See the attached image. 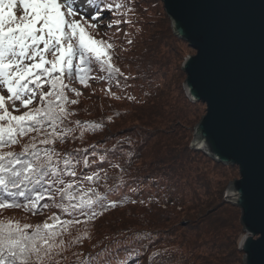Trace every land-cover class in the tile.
I'll list each match as a JSON object with an SVG mask.
<instances>
[{
    "label": "trees",
    "instance_id": "16d2710c",
    "mask_svg": "<svg viewBox=\"0 0 264 264\" xmlns=\"http://www.w3.org/2000/svg\"><path fill=\"white\" fill-rule=\"evenodd\" d=\"M106 2H123L132 9L126 15L124 9L119 10V15H114L122 23L116 25L119 31H115L119 45L114 46L110 54L112 63L124 76L108 79V74L100 69L99 64L91 62L87 86L75 78L72 83L82 89L98 90L97 97L92 100L90 97L80 98L76 104H66L67 111L73 116V110L76 114L84 113L85 108L79 112L83 102L96 107L97 111L91 118L82 119L85 128L80 133L87 134L89 140L75 141L81 136H76V133L65 142L64 137L54 141L64 145L62 154L55 151L59 154L55 158L60 157L56 167L63 170L59 176L62 184L77 181L76 185L84 184L88 191L92 186L93 197L99 188L101 192L99 200L91 208L69 212L56 208L55 214L65 222L79 220L84 224L92 223L95 233L88 238H70L75 230L73 226L80 223L71 224L57 238V242L64 241L63 250L59 255L54 254L53 261L45 259L43 264H121L125 259L127 264H172L184 258L188 260L186 255L183 258L171 251L169 244L178 241L179 247L187 249L190 259L199 255L195 249L203 247L207 252L205 263L242 264V253L237 249L243 234L241 225H236L231 216H224L226 211L233 209L225 202L224 195L228 182L238 175L237 168L223 166L190 148L193 128L200 118L197 109L202 104L191 103L183 89H180L177 103L160 102L164 89L167 94L171 89L166 80L169 75H176V65L170 55L179 57L181 62L184 59L183 56L180 59L175 51V44L189 50L188 45L173 35L161 0H94V6L99 5L102 11ZM129 46L133 48L131 66L125 68L119 62L122 52ZM163 46L168 47L167 57L162 54ZM177 70L178 77L185 78L184 73ZM132 72L135 76H131ZM173 79L178 80L177 77ZM66 95L69 101L75 97L69 90H66ZM69 106L72 112L68 110ZM170 108L174 109L167 111ZM157 118H160L159 124L154 123ZM68 120L69 115L57 128V133ZM131 135L138 140H130ZM28 142L29 137L25 136L19 144L2 150L19 153L22 145ZM37 148L52 150L50 145L37 144ZM147 149L152 150V159L147 163L143 161L141 166H134L136 158L140 161ZM65 159L70 161L67 166ZM69 171H74L75 176L67 174ZM212 172L220 174L219 179L210 178ZM89 176L93 179L88 180ZM107 187L109 196L105 193ZM108 198L113 200L109 202ZM16 199L26 202L20 197ZM51 202L52 199L41 200L35 214L23 208L4 209L3 212L15 214L12 222H19L23 217L34 220L28 229L30 234L34 226L42 225L41 217L50 212V208L40 206ZM147 203L151 205L146 207L149 216L146 221L139 222L134 215L120 212L123 207ZM232 213L237 218V209L234 208ZM177 214L183 217L175 222ZM4 219L3 222H8ZM229 231L234 234L227 233ZM161 245L162 253L156 252ZM112 246L116 248L112 249Z\"/></svg>",
    "mask_w": 264,
    "mask_h": 264
},
{
    "label": "snow or ice",
    "instance_id": "6c2138e0",
    "mask_svg": "<svg viewBox=\"0 0 264 264\" xmlns=\"http://www.w3.org/2000/svg\"><path fill=\"white\" fill-rule=\"evenodd\" d=\"M17 3L23 10L19 17L14 11ZM93 3L94 0H0V93H3L0 94V197H3L0 211L23 208L35 214L41 200H54L56 195L69 201L66 205H55L63 212L91 208L99 200L98 194H94L95 199L74 195L70 191L71 183L51 192L55 185L63 183L59 179L63 170L53 164V157L59 154L37 148V144L49 145L63 139L66 133H57V128L71 115L66 104L77 103L68 100L66 90L80 95L70 88V83L75 78L87 86L91 62L98 63L108 79L124 76L112 63L110 50L114 45L108 40L96 39L88 31L96 30L102 20L100 6L92 8ZM120 9L125 10V15L132 11L123 2L104 5V11L113 15H119ZM77 16L80 19H76ZM121 23L120 19H115L107 27ZM49 55L52 59L46 58ZM45 85L48 91L43 90ZM37 97L38 103L33 107ZM16 112L21 114H14ZM25 136L29 137V142L22 145L19 153L2 150L19 144ZM69 163L68 159L64 160L66 166ZM67 174L75 176L74 171ZM17 197L26 202H19ZM49 220L53 223L45 221L36 225L30 234L27 230L32 226L28 224L0 221V264L53 261L54 254L59 255L64 245V241L57 242V238L71 224L80 221L65 222L55 214ZM121 264H127L126 259Z\"/></svg>",
    "mask_w": 264,
    "mask_h": 264
},
{
    "label": "water",
    "instance_id": "95a60500",
    "mask_svg": "<svg viewBox=\"0 0 264 264\" xmlns=\"http://www.w3.org/2000/svg\"><path fill=\"white\" fill-rule=\"evenodd\" d=\"M173 35L195 52L181 71L205 106L190 148L234 166L225 202L240 211L242 264H264V0H161Z\"/></svg>",
    "mask_w": 264,
    "mask_h": 264
},
{
    "label": "rangeland",
    "instance_id": "374dc122",
    "mask_svg": "<svg viewBox=\"0 0 264 264\" xmlns=\"http://www.w3.org/2000/svg\"><path fill=\"white\" fill-rule=\"evenodd\" d=\"M91 7L92 8H95V6H94V3L91 5ZM14 11H15V14L17 15V17H19L20 15H22L23 14V10H22V8H21V6H20V4L19 3H17V5H16V8L14 9ZM82 11H83V9H82ZM93 14H95V13H93ZM101 14H102V20L98 23V27H97V29L96 30H92V29H88V31L92 34V35H94L95 36V38L96 39H104V40H108L109 42H111L114 46H117V45H119V44H117V42H118V40H117V35H116V33H115V31L117 30V26L116 25H113V26H115V27H112V28H108L107 26H108V24H110L112 21H114L115 19H116V17L113 15V14H111V13H109V12H106V11H104V10H102L101 11ZM76 19H80V17L79 16H77L76 17ZM91 22V21H90ZM120 37H123V36H120ZM41 47H42V45H41ZM164 47V46H163ZM162 47V54H166V57L168 56L167 54H168V47H164L163 48ZM133 48H131L130 46L128 47V48H126L123 52H122V55H121V61L119 62V64L121 65H123L125 68H128L129 66H131V60H130V56H131V50H132ZM175 51L179 54V56H180V59H181V57L183 56V58L185 59L186 57H189V56H193V55H195V52L194 51H192L190 48H189V50L185 47V46H183V45H179V44H175ZM170 57L172 58V59H174V62H175V65H176V72H175V77H172L171 75H169V77H168V79L166 80L167 82H169V84H170V87H171V89H170V91H169V94H167L166 93V90L164 89V95L161 97V100H160V102H167V101H171V102H173V103H177L179 100H180V89H183V84H184V81H185V78L184 77H178L179 76V72H178V70H177V68L178 69H180L181 70V66H182V63L183 62H181V61H179V57H176L175 55H170ZM50 58H52L51 56H49V59ZM184 59H183V61H184ZM180 62V63H179ZM131 76H135L134 75V72H132V74H131ZM90 77V76H89ZM178 78V80L176 79H173V78ZM95 78H98L97 77V75H95ZM90 81V80H89ZM176 81V82H175ZM65 83H68V81H67V79H65ZM70 88L71 89H74L75 91H78L79 93H80V95L79 96H77V95H75V92L74 91H72V95L73 96H75V97H73L72 98V100H78V99H83V98H88V97H90V99L92 100V99H94L95 97H97V95H98V93H99V91L97 90H95L94 88H90V87H86V88H81L80 86H77L76 84H74V83H70ZM94 89V91H92ZM43 90L44 91H48V86L47 85H45L44 86V88H43ZM183 91H184V89H183ZM0 94H3V93H0ZM96 100H97V98H96ZM163 100V101H162ZM189 100V99H188ZM71 101V100H70ZM38 103V97H37V100L36 101H34V103H33V107L34 106H36V104ZM76 104V103H75ZM200 104V103H199ZM88 105V103H87V101H86V103L85 102H83V105H81V106H79L80 108H79V112H80V110L81 109H83V108H85V111H84V113H82V114H76L75 113V111L72 109V107L71 106H69L68 107V110L70 111V112H72V110H73V112H74V116L71 114V115H69V120H68V122H67V124L64 126V127H62V130H61V132H65L66 134L64 135V142L66 141V140H68V138L70 137V138H72L76 133V136H78V135H81L80 137H78L75 141H77V142H88V140H89V138H88V135L87 134H83L82 135V133H80V131L81 130H83L84 128H85V123H84V120H82V119H88V118H91L90 116H92L93 114H95L96 113V111H97V109H96V107H94L93 106V108H92V106H87ZM204 106V105H203ZM203 106H200V107H198V112H200L199 113V115H200V118H199V120H198V122L200 121V119L205 115V106L203 107ZM176 106H174V108H175ZM173 108V109H174ZM126 110H127V112H128V108H125ZM172 108H170V109H168L167 111H170V110H173ZM21 111H24V109H22ZM14 114H21L20 112H16V113H14ZM77 115H78V118L77 119H75V117H77ZM80 117V118H79ZM77 122H79V123H77ZM198 122L194 125V127L198 124ZM154 123L155 124H159L160 123V118H157L155 121H154ZM151 127H154L153 126V124L151 125ZM150 127V128H151ZM193 130H194V128H193ZM130 140H132V141H134V140H138V138L136 137V136H130ZM192 140H193V138H192ZM63 142V144H65ZM192 142V141H191ZM50 146H52V150H54V151H59V153H61L62 154V148H63V146L64 145H62V144H55L54 142L52 143V144H49ZM153 155V153H152V150L150 151V150H146L145 152H143V156H142V159L139 161L138 160V158H136V162H135V164H134V166H141V164H142V162L143 161H145L146 163L148 162V161H150L151 159H152V156ZM60 157H58L57 159L55 158V156L53 157V164H54V166H57V160L59 159ZM137 162H139V163H137ZM138 164V165H137ZM134 173L135 174H137V172L136 171H134ZM238 174V173H237ZM219 177H220V174H216V172H212V174H210V178H212V179H219ZM115 178H117V177H115ZM234 179H232V180H230L229 182H228V184L226 185V189H227V187H228V185H229V183H231L232 181H234V180H236V179H238V175L237 176H234L233 177ZM72 185H73V188L70 190L74 195L76 194V196H80V195H85V196H92L93 197V195H92V191H93V187L92 186H90V191H88L87 190V186L86 185H84V184H81V185H76V183H77V181H75V182H73V181H69ZM112 183V182H111ZM111 183L109 184V185H111ZM67 184H69V183H66V184H61V185H55L52 189H54L53 191H52V189H51V191L52 192H56V189L57 188H63V187H65ZM74 189L76 190V193L74 192ZM100 189V188H99ZM99 189L97 190V192H96V194H101V192L99 191ZM225 189V190H226ZM108 187L105 189V193H106V195H110V192H108ZM225 194H226V191H225ZM225 196V195H224ZM94 199H95V197H93ZM106 200H110L109 202H111L112 200H113V198H108V199H106ZM72 202H74V201H72ZM77 202V201H76ZM61 203H63V204H68L69 203V201L67 200V199H63L62 200V198H61V196L60 195H56L55 196V199L54 200H52V202L51 203H48L47 205H50V206H53L52 208L50 207V206H48V208H50V212L49 213H46L45 215H43L42 217H41V222H42V224L45 222V221H47L48 223H53V221H51V220H49V217H52L53 216V214H55V212H57L55 209L57 208V209H60V208H58V207H56L55 205L56 204H61ZM95 204V203H94ZM93 204V205H94ZM151 205V203H147V205H145V204H143L142 206H137V207H130V206H127V207H123L122 209H123V211H120V212H122V213H128V215H130L131 216V214L132 215H134L135 217H136V220H138L139 222L140 221H146V220H148L149 219V216H148V211H146L147 210V208L146 207H149ZM157 206H155V208H156ZM159 207V206H158ZM232 208L234 209H237V212H238V216H237V218H236V216L235 215H233V213H232V210L233 209H229L228 211H226V213H224V216H231L233 219H234V221L236 222V225H240L239 223H240V211H239V209L238 208H236V207H234V206H232ZM160 209L162 210V206L160 207ZM235 213V212H234ZM56 215V214H55ZM13 216H15V214L14 213H7V212H3V210L2 211H0V221H5V219H4V217L8 220V221H13L12 220V217ZM59 216H60V214H59ZM61 217V216H60ZM59 217V218H60ZM129 217V216H128ZM182 215H176L174 218H175V222L178 220H181L182 219ZM236 218V219H235ZM25 219H28V220H25ZM61 219V218H60ZM237 219H238V221H237ZM32 222L33 223H35L34 222V220H31L30 218H27V217H23V218H21L20 219V221H19V224H21V225H24V224H28V225H31V226H33L32 225ZM169 222H171V220H169ZM90 224H92V223H86V224H84V223H80V224H77L76 226H73V227H75V230H74V233L70 236V238H72L73 237V239H75V238H80V239H83V238H85V236H86V238H88V237H90L92 234H94L95 233V229L94 228H92L91 227V225ZM72 227V228H73ZM242 228V227H241ZM33 229V228H32ZM242 230V229H241ZM28 231V230H27ZM32 232V231H31ZM227 233H229V234H231V235H233L234 233H233V231H229V232H227ZM243 235L244 234H242V236L241 237H243ZM69 239V238H68ZM242 239V238H241ZM238 245H239V243H238ZM169 247H170V249H171V251L173 252V254H175V255H178V256H182L183 258H184V256L186 255V258L188 259V260H185V258H184V260L183 261H181V262H172V264H209V263H205V262H207V256H206V254H207V252L205 251V249L203 248V247H199V248H197V249H195L194 251H195V253L196 254H199L200 255V257H199V255L197 256V257H195V258H193V259H190V257H189V253H188V251H187V249L185 248V247H179V241H178V243H172L171 245L169 244ZM168 247V248H169ZM112 249H114V248H116V246H112L111 247ZM110 248V249H111ZM156 247H154V249H155ZM237 248H238V246H237ZM156 252H161L162 253V245L160 246V247H157L156 248ZM242 256H243V254H242ZM241 260H242V257H241Z\"/></svg>",
    "mask_w": 264,
    "mask_h": 264
}]
</instances>
